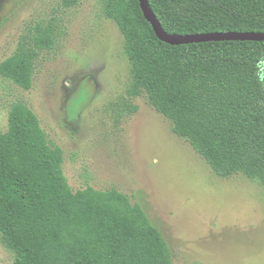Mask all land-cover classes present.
Segmentation results:
<instances>
[{
	"label": "trees",
	"instance_id": "16d2710c",
	"mask_svg": "<svg viewBox=\"0 0 264 264\" xmlns=\"http://www.w3.org/2000/svg\"><path fill=\"white\" fill-rule=\"evenodd\" d=\"M149 3L176 36L264 33V0ZM187 5L189 13L182 12ZM105 13L125 38L132 93L144 90L219 176L243 174L264 186V41L168 44L139 0H106ZM33 42L0 65L2 77L25 90L39 52L54 43L51 28H38ZM0 237L13 264H172L161 231L126 194L73 190L63 150L50 144L38 116L22 103L12 106L8 129L0 132Z\"/></svg>",
	"mask_w": 264,
	"mask_h": 264
},
{
	"label": "rangeland",
	"instance_id": "374dc122",
	"mask_svg": "<svg viewBox=\"0 0 264 264\" xmlns=\"http://www.w3.org/2000/svg\"><path fill=\"white\" fill-rule=\"evenodd\" d=\"M105 3L0 0V65L33 48L38 28L54 38L38 54L31 89L0 75V132L14 104L29 107L63 150L73 190L126 194L161 231L172 264H264V186L219 176L144 90L132 93L125 38ZM13 263L0 237V264Z\"/></svg>",
	"mask_w": 264,
	"mask_h": 264
},
{
	"label": "water",
	"instance_id": "95a60500",
	"mask_svg": "<svg viewBox=\"0 0 264 264\" xmlns=\"http://www.w3.org/2000/svg\"><path fill=\"white\" fill-rule=\"evenodd\" d=\"M142 12L147 21L152 25L156 36L168 44L182 45L206 42H232V41H264V33L259 32H216L199 35L176 36L168 33L151 9L149 0H139Z\"/></svg>",
	"mask_w": 264,
	"mask_h": 264
}]
</instances>
